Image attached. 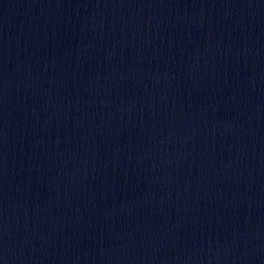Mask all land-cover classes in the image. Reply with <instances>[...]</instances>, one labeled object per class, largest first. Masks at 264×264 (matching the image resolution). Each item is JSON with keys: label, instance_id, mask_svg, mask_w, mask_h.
Here are the masks:
<instances>
[{"label": "water", "instance_id": "95a60500", "mask_svg": "<svg viewBox=\"0 0 264 264\" xmlns=\"http://www.w3.org/2000/svg\"><path fill=\"white\" fill-rule=\"evenodd\" d=\"M0 264H264V0H0Z\"/></svg>", "mask_w": 264, "mask_h": 264}]
</instances>
